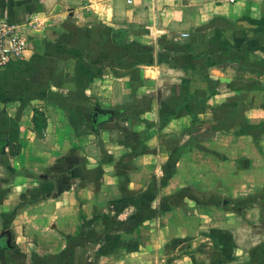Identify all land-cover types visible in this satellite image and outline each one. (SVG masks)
Listing matches in <instances>:
<instances>
[{
    "label": "crops",
    "instance_id": "crops-1",
    "mask_svg": "<svg viewBox=\"0 0 264 264\" xmlns=\"http://www.w3.org/2000/svg\"><path fill=\"white\" fill-rule=\"evenodd\" d=\"M0 18L29 38L24 58L0 68V176L54 172L37 184L54 249L2 252L0 264H162L151 245L118 254V234L102 233L133 226L131 203L118 214L120 197H135V151L163 173L189 135L264 150V0H0ZM96 109L109 115L94 128ZM223 208L208 219L207 251L177 264H264L263 239L248 252L247 223Z\"/></svg>",
    "mask_w": 264,
    "mask_h": 264
},
{
    "label": "rangeland",
    "instance_id": "rangeland-1",
    "mask_svg": "<svg viewBox=\"0 0 264 264\" xmlns=\"http://www.w3.org/2000/svg\"><path fill=\"white\" fill-rule=\"evenodd\" d=\"M200 136L198 133L194 134V138L191 135L184 138L186 149L168 150L170 159L163 173L157 165L141 163L138 156L142 150L135 151L132 176L135 197L130 201L120 197L118 214L119 220L124 221V204L131 203L134 207L131 214L133 226L130 223L131 228L102 231L118 234L121 239L117 246L118 254L131 250V243L136 251L151 245V254H155L156 259H165L162 264H177L175 260L179 257L197 251L206 252L210 232L208 219L223 217V206L230 207L236 217L241 216L240 219L247 223L244 234L248 239V252L254 248L256 240L262 238L264 241V218L259 221L262 223H257L262 225V229L252 226L253 218L264 216V150L255 147L251 139L245 149H227L222 147L227 139L223 140L222 134H216L212 140ZM228 139L232 143L238 141L231 137ZM202 140L207 141L211 148L201 147ZM191 142L193 145L190 147ZM120 172L116 173L120 178L119 193H128L130 197V185L126 189V180L121 178L126 175L122 166ZM47 173L54 176L51 169L42 171L40 175L24 169L22 176H14V173L0 176V201L2 197H7L6 208L0 206V237H7L9 243L7 249L0 247V254L37 252L46 255L54 249L51 245L53 235L48 229L52 205H37L47 201V186L37 187L42 183L39 177L47 176ZM92 173L97 174V171ZM128 178L130 183L131 176ZM18 185L16 192L20 198L16 199L13 192ZM100 198L103 206L108 204L104 195ZM246 214L250 215L245 217ZM33 223L38 227H34ZM212 236L213 232L209 237ZM7 261L8 264L18 263L12 256Z\"/></svg>",
    "mask_w": 264,
    "mask_h": 264
},
{
    "label": "built area",
    "instance_id": "built-area-1",
    "mask_svg": "<svg viewBox=\"0 0 264 264\" xmlns=\"http://www.w3.org/2000/svg\"><path fill=\"white\" fill-rule=\"evenodd\" d=\"M28 43V32L23 24L0 18V68L23 59Z\"/></svg>",
    "mask_w": 264,
    "mask_h": 264
},
{
    "label": "water",
    "instance_id": "water-1",
    "mask_svg": "<svg viewBox=\"0 0 264 264\" xmlns=\"http://www.w3.org/2000/svg\"><path fill=\"white\" fill-rule=\"evenodd\" d=\"M109 113L103 112L99 109L94 110L93 116H92V124H94L96 127L100 124L102 117L105 116L108 117ZM108 119V118H107Z\"/></svg>",
    "mask_w": 264,
    "mask_h": 264
},
{
    "label": "trees",
    "instance_id": "trees-1",
    "mask_svg": "<svg viewBox=\"0 0 264 264\" xmlns=\"http://www.w3.org/2000/svg\"><path fill=\"white\" fill-rule=\"evenodd\" d=\"M94 128H97L94 124H92ZM5 145V141H1L0 140V152L2 151L3 147ZM0 247H3L5 249H7L8 247L6 245H0Z\"/></svg>",
    "mask_w": 264,
    "mask_h": 264
},
{
    "label": "flooded vegetation",
    "instance_id": "flooded-vegetation-1",
    "mask_svg": "<svg viewBox=\"0 0 264 264\" xmlns=\"http://www.w3.org/2000/svg\"><path fill=\"white\" fill-rule=\"evenodd\" d=\"M104 119L106 120V117H105V116L102 117V120H104ZM102 120H101V121H102Z\"/></svg>",
    "mask_w": 264,
    "mask_h": 264
}]
</instances>
